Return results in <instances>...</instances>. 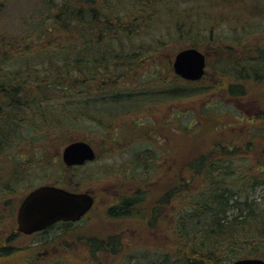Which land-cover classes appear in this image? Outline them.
I'll return each instance as SVG.
<instances>
[{
  "label": "rangeland",
  "instance_id": "obj_1",
  "mask_svg": "<svg viewBox=\"0 0 264 264\" xmlns=\"http://www.w3.org/2000/svg\"><path fill=\"white\" fill-rule=\"evenodd\" d=\"M121 1L128 4L129 0L107 4L113 6ZM202 1L152 0L151 21L138 13L132 20L128 17L129 9L114 8V14L125 18L123 27L131 31L111 50L112 59L108 60L116 65L111 76L119 80L122 95L132 100L101 107L104 115L101 125L84 121L65 132L46 131L41 134L42 144H34L36 151L31 147L22 156L9 159L17 144L22 147L30 139L23 134L0 157V213L12 209V204H17L28 190L46 184L67 183L65 188L71 191L87 192L94 197V206L79 222L54 227L42 236L10 238L11 232L0 230V248L9 250V255L0 257V264H150L158 262L164 252L171 255L173 262L177 209L187 205L188 198L205 187L203 180L187 168L201 156L205 157L204 167L207 161L228 159L235 173L250 174V182L243 181L246 184L238 193L256 204V220H262L264 78L251 83L246 82L250 78H240L237 70L239 66L243 68V59L250 57V51L235 47L238 41L234 39L241 31L234 29L237 22H250L247 33L252 40L258 38L255 29L259 23L264 36V26L258 17L264 15V7L259 6L258 15L252 14L257 2L247 0V4L226 7L218 3L208 11ZM46 9L39 0H0V33L21 42V35H28L34 25L44 20ZM183 19L194 20L195 24L198 21L205 31V37L198 40L203 43L201 51L207 67L204 77L197 82L180 79L172 68L175 55L190 48L194 40L186 33H177V23ZM214 23L219 24L213 33L216 43L212 46L206 37L207 29ZM128 54L131 56L127 57ZM173 90L184 91L185 95L172 97L169 93ZM77 140L89 141L97 157L93 162L67 170L61 161L62 151ZM222 145L232 148L229 156H224ZM13 168L30 187L5 198L17 176ZM172 189L167 203L163 199ZM135 196L140 201L131 214L108 215V210L119 205L123 198ZM175 198L181 199V204ZM3 220L15 221L16 212ZM256 226L260 233L250 232V237L260 236L259 239L250 241V248H235V254L256 249L260 255L255 257L264 259V226L263 223ZM110 237L118 241L114 252H105L104 248L93 251L91 241H107ZM231 257L223 263L231 264L234 260Z\"/></svg>",
  "mask_w": 264,
  "mask_h": 264
},
{
  "label": "trees",
  "instance_id": "obj_2",
  "mask_svg": "<svg viewBox=\"0 0 264 264\" xmlns=\"http://www.w3.org/2000/svg\"><path fill=\"white\" fill-rule=\"evenodd\" d=\"M39 1L47 8L46 16L30 29L28 35H21V42L12 35L0 33V157L23 134L30 139L22 147L17 144L18 148L15 149L24 153L32 147L36 151L34 144H42V133L65 132L84 121L101 125V122L104 123L101 107L132 100L130 96L122 95L119 80L111 76V71H116V65L108 60L112 59L111 50L117 48L123 41V35L131 31L123 27L125 18L121 14H114V8L121 10V7H126L129 9L128 17L131 16L132 20L138 14L148 17L150 21L153 17L152 0H129L128 4L121 1L113 6L107 4L108 1L113 3V0ZM254 1L257 4L254 3L252 14L258 15L259 6L264 7V0ZM202 2L208 11H212L218 3L224 7L247 4V0ZM258 17L264 26V15ZM196 22L183 19L177 23L176 30L179 35L186 33L192 36L194 40L190 48L201 50L204 46L198 37H205V31ZM218 24H211L207 29L206 41L212 46L216 43L213 33ZM259 25L255 29L259 33L258 38L252 40H249L250 35L247 33L250 31V22H237L234 29V32L241 31V35L234 39L238 41L235 47L239 45L250 51V57L243 59V68L239 66L237 70L240 78H250L246 79L250 83L264 78V36ZM26 40L28 43L25 45ZM231 91L234 92V87H231ZM169 94L181 97L185 92L173 90ZM222 147L226 153L224 156H229L232 148ZM9 159L12 157L9 156ZM204 162L205 157L201 156L187 167L203 180L205 187L191 195L187 205L178 206L174 224L176 249L172 256L173 262H170L171 255L164 252L158 262L150 264H224V259L231 256L234 259L232 261H235L260 255L256 249L251 253L235 254V248H250V241L259 239L260 236L250 237V232L252 235L260 233L256 224L263 223L264 226V207L262 220H256V204L238 193L242 185L246 184L243 181L250 182V174L235 173L228 159L207 161L205 167ZM65 184L62 187H66ZM179 187V184L175 187L176 197ZM173 192L172 189L163 200L168 203ZM139 201L137 196L123 198L119 205L108 210V215L127 216ZM175 201L180 203L182 200L175 198ZM69 225L71 223H62L63 227ZM91 243L93 251L104 248L105 252H114L118 241L110 237L107 241ZM134 261L137 262V258Z\"/></svg>",
  "mask_w": 264,
  "mask_h": 264
},
{
  "label": "water",
  "instance_id": "obj_3",
  "mask_svg": "<svg viewBox=\"0 0 264 264\" xmlns=\"http://www.w3.org/2000/svg\"><path fill=\"white\" fill-rule=\"evenodd\" d=\"M205 67L206 56L196 48L179 51L172 63L176 76L190 82L201 80ZM61 159L66 167L83 166L96 159V152L89 142L77 140L64 147ZM93 203L89 193L72 192L51 185L39 187L30 192L18 210L19 231L29 235L58 221L77 222ZM231 264H264V261L244 258Z\"/></svg>",
  "mask_w": 264,
  "mask_h": 264
},
{
  "label": "flooded vegetation",
  "instance_id": "obj_4",
  "mask_svg": "<svg viewBox=\"0 0 264 264\" xmlns=\"http://www.w3.org/2000/svg\"><path fill=\"white\" fill-rule=\"evenodd\" d=\"M17 155H20L22 156L23 153L21 152H18V151H11L9 153V156L12 157V156H17ZM12 172H15V174H17V176H15L13 178V181L11 183V188L9 190V192L6 193V197L7 198L9 196V194H13L17 191H19L20 189H23V192H25V189L29 188V182H26L25 178L24 177H21L18 175V173L16 172V168H13L12 169ZM1 183V182H0ZM47 185V184H46ZM46 185H41V186H38V187H35L33 189H30L28 190L25 194H23L19 200L17 201V204L16 202L12 204V209L8 210H4L3 212L0 213V230H8V234L11 232V234L9 235L10 238H12L14 235L16 236H22V237H31V236H35V235H45L46 233H48L50 231V229H53L54 227H59L58 225H62V223H67V222H61V221H58L54 224H52L51 226H49L48 228H45L43 230H40V231H37V232H34L32 234H24L23 232H20L19 231V226H18V210L23 202V200L30 194V192H32L33 190L39 188V187H42V186H46ZM48 185H51V186H58L56 184H48ZM19 194V193H18ZM17 205V207H16ZM0 208H1V205H0ZM6 211V212H5ZM16 212V220H12L11 222H6L4 221L3 219L5 217H8L9 215H14ZM3 225H5L4 227H2ZM0 251H2L0 254L1 256H4V255H9V250H6V249H2L0 248ZM0 256V257H1ZM260 259V258H258ZM264 261V259H261Z\"/></svg>",
  "mask_w": 264,
  "mask_h": 264
}]
</instances>
